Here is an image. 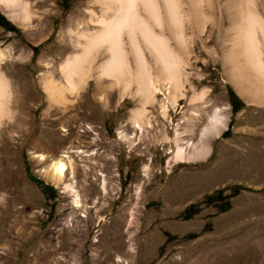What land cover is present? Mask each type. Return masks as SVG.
<instances>
[{
	"label": "rangeland",
	"instance_id": "1",
	"mask_svg": "<svg viewBox=\"0 0 264 264\" xmlns=\"http://www.w3.org/2000/svg\"><path fill=\"white\" fill-rule=\"evenodd\" d=\"M27 2L32 12L29 26L11 18L10 11L0 5V47L22 55L20 71L31 97V110L26 113L30 124L19 137L11 136L7 146L12 175L7 176V192L0 193V206L6 209L5 216L0 214V249L3 251L7 240L12 248L9 262L0 254V264H23L36 244L51 237L60 238L56 240L62 242L64 251L60 253L71 254L76 264L95 262L96 237L100 241L99 264H118L115 251L129 245V240L137 254L128 264H264V104L249 102L233 79L228 60L230 24L226 21L222 29L213 30L209 25L212 31L206 35L190 31L193 25L185 26L181 49L188 62L185 74L189 83L185 98L171 110L167 133L173 137L174 126L182 125L183 117L191 119L193 113L201 117L197 125L200 133L215 109L228 115V124L220 138L211 140L208 156L180 163L173 159L175 147L150 136L140 133V140L135 138L132 144L122 141L120 129L138 100L124 95L119 87L97 91L95 80H89L78 96H67L68 109L81 107L72 123L58 125L52 129L54 133L41 126L58 108L49 107L42 82L49 76L62 82L60 66L75 53L69 49L63 54L64 47L70 44L76 22L86 17L93 0ZM211 4L209 14L217 23L222 3L211 0ZM262 14L264 17V11ZM8 25L16 32L8 30ZM102 62L100 57L98 64ZM230 91L234 99H230ZM195 95L198 99L192 102ZM77 136L81 144L74 146L98 156H93L90 164L76 158L78 164L90 166L77 169L74 186L81 206L74 211V198L66 189L71 177L57 184L45 174L49 161L38 162L33 155L50 156ZM217 194L222 201L205 203ZM192 205L198 213L185 220L184 211ZM71 213L75 224L81 221L73 232L61 222ZM15 221L34 229V235L27 237L25 232L23 238H16V230L11 229ZM68 262L74 264L71 259Z\"/></svg>",
	"mask_w": 264,
	"mask_h": 264
},
{
	"label": "bare ground",
	"instance_id": "2",
	"mask_svg": "<svg viewBox=\"0 0 264 264\" xmlns=\"http://www.w3.org/2000/svg\"><path fill=\"white\" fill-rule=\"evenodd\" d=\"M220 1L221 17L216 23L209 14L213 8L211 0H176L170 5H165L163 0H157L155 3L137 2L130 6H121L116 0H93L92 6L86 11V17L76 22L70 44L64 47L63 54L69 49L75 53L67 56L60 66L62 82L50 76L42 82L49 107L56 105L58 108L45 116L47 119L42 121L41 126L50 128L54 133L52 129L58 125L72 123L78 117L76 114L81 113V107L68 109L67 96H78L86 89L89 80H95L97 91L104 87H119L124 95H131L138 100L137 108L131 110L130 116L120 129L119 136L122 141L132 144L135 138L140 140V133L145 137L150 136L158 142L175 147L173 159L180 163L197 161L208 156L211 140L220 138L227 129L228 115L226 117L222 109H215L212 115H206V123L200 133H197V125L201 122L199 113H193L192 118L189 116L191 119L183 117L185 122L174 126L173 137L167 133L171 110H176L179 101L185 98L186 85L189 83L185 74L188 62L186 56H183L185 51L182 52L186 24L193 25L190 31L200 35L211 33L215 28L222 29L226 21L230 24L228 32L232 36V48L228 60L232 64L233 79L238 90L250 98L249 102L264 104V0ZM0 5L10 11L11 18L29 26L32 12L27 0H0ZM113 25H117L116 31L106 38L105 34ZM209 25L212 30L208 29ZM13 50H3L0 47L2 195L7 192V176L11 172L8 168L7 146L12 142L11 136L19 137L30 124L26 117L31 110L30 91L24 86L20 71L23 58L22 55L15 56ZM100 57H103V62L98 64ZM10 61L12 64H9ZM197 99L195 95L191 101ZM158 124L162 126L161 130ZM78 129L81 133L83 128ZM62 131L71 136L69 130ZM79 140L80 137L77 136L69 146L50 156L33 155L38 162L49 161V169L45 174L57 184L65 183L66 178L71 177L66 189L74 198V211L81 206L74 186L77 169L82 167L87 170L90 165L86 164L94 161L93 156H98L95 151L85 152L82 148L74 146L76 143L81 144ZM76 158L86 159L87 162L78 164ZM104 189L106 190V179ZM5 211L6 209L0 206L2 217L5 216ZM68 215L69 219H61V222L69 226L71 232L78 230L81 221L77 220L75 224L73 214ZM18 223L19 221H15L11 227L16 230V238H23L25 232L27 237L34 235V229L26 224L19 226ZM132 235L128 230V236ZM97 238L93 243V264H99L101 258V251L98 250L100 241ZM57 239L60 238L41 240L24 258L23 264H71L69 259L76 264L77 261L71 258V254L60 253L64 249L62 242H56ZM78 242L75 238L74 244L77 245ZM11 248L12 242L7 240L3 247L4 252L0 249V254L7 263ZM115 252L118 255V264H128V260L136 257L137 248L132 240H129V245L123 244Z\"/></svg>",
	"mask_w": 264,
	"mask_h": 264
},
{
	"label": "trees",
	"instance_id": "3",
	"mask_svg": "<svg viewBox=\"0 0 264 264\" xmlns=\"http://www.w3.org/2000/svg\"><path fill=\"white\" fill-rule=\"evenodd\" d=\"M9 24V23H7ZM10 26L8 30L12 31V32H16L15 29L13 27H11V25H8ZM36 49H32L33 52H35ZM229 97L230 99H234L235 98V95L233 92H229ZM233 111H236L235 110V107H232ZM37 184L41 185L40 182L36 181ZM48 188V189H47ZM47 190H52L51 187H46ZM223 199H221L220 197V194H217L216 196H211V197H208L205 199V203L207 205H210L212 204L213 202H216V201H222ZM198 213V209H197V206L195 205H192V206H189L185 211H184V219L185 220H190L192 219L196 214Z\"/></svg>",
	"mask_w": 264,
	"mask_h": 264
},
{
	"label": "snow or ice",
	"instance_id": "4",
	"mask_svg": "<svg viewBox=\"0 0 264 264\" xmlns=\"http://www.w3.org/2000/svg\"><path fill=\"white\" fill-rule=\"evenodd\" d=\"M116 2L121 4V6H130V5H133L137 2H139V3H145V2L155 3V2H157V0H116ZM175 2H176V0H163V3L165 5H170V4L175 3ZM116 29H117V25H113V28L110 29L109 32L105 34V37L106 38L110 37L116 31Z\"/></svg>",
	"mask_w": 264,
	"mask_h": 264
}]
</instances>
